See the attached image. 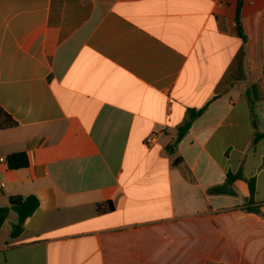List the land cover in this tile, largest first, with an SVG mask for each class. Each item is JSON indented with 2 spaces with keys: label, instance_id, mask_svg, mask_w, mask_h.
I'll list each match as a JSON object with an SVG mask.
<instances>
[{
  "label": "crops",
  "instance_id": "crops-1",
  "mask_svg": "<svg viewBox=\"0 0 264 264\" xmlns=\"http://www.w3.org/2000/svg\"><path fill=\"white\" fill-rule=\"evenodd\" d=\"M0 106V264H264V0H0Z\"/></svg>",
  "mask_w": 264,
  "mask_h": 264
},
{
  "label": "trees",
  "instance_id": "trees-1",
  "mask_svg": "<svg viewBox=\"0 0 264 264\" xmlns=\"http://www.w3.org/2000/svg\"><path fill=\"white\" fill-rule=\"evenodd\" d=\"M193 118L200 115L203 110L200 111H192ZM190 122L187 123L180 131L178 140L180 141L184 135L186 134L187 130L190 127ZM17 126V122L13 119V117L7 113L1 106H0V130H7L12 129ZM9 166L13 169H21L28 166V158L25 153H16L12 154L8 157ZM253 190V188H252ZM39 203L35 197H28L23 199L21 197L12 198L11 199V209L15 210L18 213V222L14 226L12 231V236H18L21 234L23 230V223L24 221L31 216L38 208ZM10 208H0V229L7 219ZM99 211H102V206H99Z\"/></svg>",
  "mask_w": 264,
  "mask_h": 264
},
{
  "label": "built area",
  "instance_id": "built-area-1",
  "mask_svg": "<svg viewBox=\"0 0 264 264\" xmlns=\"http://www.w3.org/2000/svg\"><path fill=\"white\" fill-rule=\"evenodd\" d=\"M157 135L152 134L147 138V145H151L154 141H156ZM9 165L8 158L6 157H0V170L3 168V166Z\"/></svg>",
  "mask_w": 264,
  "mask_h": 264
}]
</instances>
